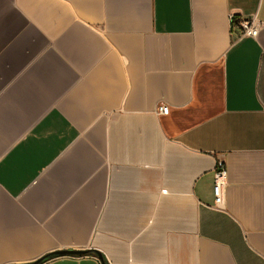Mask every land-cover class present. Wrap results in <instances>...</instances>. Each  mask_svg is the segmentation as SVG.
Listing matches in <instances>:
<instances>
[{"label": "crops", "instance_id": "0c3cea01", "mask_svg": "<svg viewBox=\"0 0 264 264\" xmlns=\"http://www.w3.org/2000/svg\"><path fill=\"white\" fill-rule=\"evenodd\" d=\"M58 249L264 264V0H0V264Z\"/></svg>", "mask_w": 264, "mask_h": 264}, {"label": "built area", "instance_id": "2783aa9c", "mask_svg": "<svg viewBox=\"0 0 264 264\" xmlns=\"http://www.w3.org/2000/svg\"><path fill=\"white\" fill-rule=\"evenodd\" d=\"M235 20H238V25L242 29V35L255 36L259 31V24L256 18H242L231 14L232 25ZM170 108L167 104H161L158 107V112L167 114ZM228 178V170L223 161H219L214 172V194L215 207L223 208L225 203L226 185Z\"/></svg>", "mask_w": 264, "mask_h": 264}, {"label": "water", "instance_id": "95a60500", "mask_svg": "<svg viewBox=\"0 0 264 264\" xmlns=\"http://www.w3.org/2000/svg\"><path fill=\"white\" fill-rule=\"evenodd\" d=\"M90 251L96 252L97 255L102 259V261H104L102 254L97 250H93V249H58V250H54L52 252L46 253L43 256H41V257L31 261V262L14 263V264H43L47 260L54 258V257L65 256V255H84V254H88Z\"/></svg>", "mask_w": 264, "mask_h": 264}, {"label": "trees", "instance_id": "16d2710c", "mask_svg": "<svg viewBox=\"0 0 264 264\" xmlns=\"http://www.w3.org/2000/svg\"><path fill=\"white\" fill-rule=\"evenodd\" d=\"M234 23H238V20H235ZM88 254H97L96 252L94 251H90ZM107 264V263H106Z\"/></svg>", "mask_w": 264, "mask_h": 264}]
</instances>
